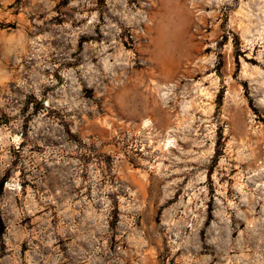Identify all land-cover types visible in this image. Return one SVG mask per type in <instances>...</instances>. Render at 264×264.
I'll return each mask as SVG.
<instances>
[{"label":"rangeland","instance_id":"1","mask_svg":"<svg viewBox=\"0 0 264 264\" xmlns=\"http://www.w3.org/2000/svg\"><path fill=\"white\" fill-rule=\"evenodd\" d=\"M0 264H264V0H0Z\"/></svg>","mask_w":264,"mask_h":264}]
</instances>
